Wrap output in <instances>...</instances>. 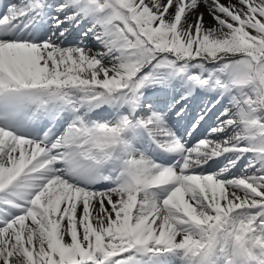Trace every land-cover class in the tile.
Returning <instances> with one entry per match:
<instances>
[{"label": "snow or ice", "instance_id": "snow-or-ice-1", "mask_svg": "<svg viewBox=\"0 0 264 264\" xmlns=\"http://www.w3.org/2000/svg\"><path fill=\"white\" fill-rule=\"evenodd\" d=\"M0 264H264V0H0Z\"/></svg>", "mask_w": 264, "mask_h": 264}, {"label": "bare ground", "instance_id": "bare-ground-1", "mask_svg": "<svg viewBox=\"0 0 264 264\" xmlns=\"http://www.w3.org/2000/svg\"><path fill=\"white\" fill-rule=\"evenodd\" d=\"M209 22H210V20H209Z\"/></svg>", "mask_w": 264, "mask_h": 264}]
</instances>
